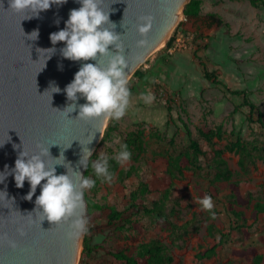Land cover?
Wrapping results in <instances>:
<instances>
[{
    "label": "rangeland",
    "instance_id": "rangeland-1",
    "mask_svg": "<svg viewBox=\"0 0 264 264\" xmlns=\"http://www.w3.org/2000/svg\"><path fill=\"white\" fill-rule=\"evenodd\" d=\"M210 12L221 16L228 25H208L203 16ZM201 14L198 19L183 15L160 51H155L141 65L145 69L151 67L145 79H139L134 75L129 78L127 87L138 85L141 92L136 90L128 97L125 113L120 118V126L117 119H108L106 128L111 124V129L105 135V128L100 142L91 155V157L94 155L96 161L107 159L110 154L116 156L121 150V145L125 144L126 134L142 128L144 132L142 151H134L128 161L120 162V168L129 169L130 174L124 178L115 174L111 181H107L91 172H85L86 177L95 181V186L84 190L87 200L86 232L91 226L105 224L107 222L105 216L111 208H125L127 195L141 181L148 182L153 189L152 193L148 194V199L156 196L154 188L167 169L164 158L185 150L188 141L184 131H181L176 136L175 143H170L169 137L175 128L164 125L163 105L157 103L155 106H146L144 95L149 94L165 102L170 94L174 100V116L177 117L180 107L188 110V115L186 113L183 115L193 131V136L206 152L200 155L203 167L185 170L184 175L176 179L177 185L173 192L174 198L180 202L174 214L175 220L183 223L195 215L198 220L197 227L185 235L184 240L177 241L163 220L135 213L133 218L137 219L140 225L125 228L106 225L103 231L90 232L93 243L102 247L90 255H84L82 243L77 264H120L121 261L111 252L127 249L132 253L136 244L151 239H159L170 248L174 260L169 264H194L196 253L214 243L216 239L217 234L211 233L209 226L212 224L216 228L228 230L233 224V215L228 204L229 179L216 180L220 192L218 197H211L213 201L211 210L202 209L196 201L204 197L198 188H206L211 180H215L214 169L208 167L209 161L214 157V150L225 148L232 139L229 132L234 122L243 121V117L232 113L234 105L241 102V99L209 82L204 77L202 66L194 61L193 51L198 45L203 46L206 43L201 37L209 36V39H212L210 47L202 48L199 55L211 70H217L220 79L231 88H249L251 97L264 111V5L255 6L249 0H202ZM172 35H175L173 45L176 47L171 52L166 45ZM163 53L164 61L160 58ZM175 72H178L180 78L174 87L167 81L156 78L157 73H166L164 75L168 78ZM203 124L211 127L223 124L228 134L223 138L215 137L208 141L198 131V126ZM157 128L162 131L164 136L162 139L154 135ZM244 134L248 138L257 136L264 144V130L258 125L254 124L252 127L246 125ZM223 157L233 171L231 179L239 181L248 200L246 204H236L235 208L244 210L250 217L254 204L264 201V160L256 158L242 167L239 163V153L225 150ZM249 244L264 252V214L252 226L249 234L234 231L229 241L206 262L255 264L249 257H240L234 253L235 249Z\"/></svg>",
    "mask_w": 264,
    "mask_h": 264
},
{
    "label": "water",
    "instance_id": "water-1",
    "mask_svg": "<svg viewBox=\"0 0 264 264\" xmlns=\"http://www.w3.org/2000/svg\"><path fill=\"white\" fill-rule=\"evenodd\" d=\"M189 1L102 0L101 6L109 13L110 20L102 27L112 29L119 39L109 45L106 55L98 54L100 67L106 69L111 57L119 53L127 62L125 75L129 80L150 55L160 51L180 12L185 14ZM80 6L78 0H67L63 5L53 4L39 16L24 19L34 13L16 12L10 8L9 0H0V172L5 171V166L8 170L15 167L19 152L24 150L32 155L39 153L41 148H49L51 155L43 157L46 163L56 164L55 157L64 151V165L67 167L70 162L77 170L82 148L88 147L92 155L100 142L108 123L103 115L78 118V106L68 114L66 109L61 111L73 103L67 100L66 85L74 79L83 63L96 61L66 59L60 52L65 43L52 45L49 38L51 33L65 27L70 10ZM144 17H151L152 26L142 35L138 26L144 22ZM33 30L39 32L36 40L27 37ZM141 40L145 43L140 44ZM116 44L121 48L117 49ZM53 47L56 51L49 59L50 53L37 50ZM50 84L61 91L51 96ZM85 102L80 97L75 103ZM85 154L89 162L91 155L86 151ZM55 167L57 174L67 171L62 165ZM78 170L85 175L82 166ZM72 178L78 185L80 177L73 175ZM29 190L27 180L22 188H17L13 174L0 183V264H77L86 230L75 235L70 225L77 216L82 215L86 220L85 193L82 210L77 208L73 217L54 223L46 218L41 221L42 209L36 208L35 198L41 187L37 186L31 201L24 199Z\"/></svg>",
    "mask_w": 264,
    "mask_h": 264
},
{
    "label": "trees",
    "instance_id": "trees-1",
    "mask_svg": "<svg viewBox=\"0 0 264 264\" xmlns=\"http://www.w3.org/2000/svg\"><path fill=\"white\" fill-rule=\"evenodd\" d=\"M255 6L264 5V0H249ZM201 2L202 0H190L185 8V14L188 17L198 19L201 14ZM205 22L208 25L218 24L219 26L228 25L225 20L216 13L210 12L204 15ZM175 35H172L167 42L166 47L170 48L174 41ZM206 43L203 46L198 45L193 51L194 61H197L203 68L204 77L222 91L231 93L234 96H238L241 102L234 105L232 113L236 116L243 117V121L236 120L232 130L229 132L232 136L230 142L223 149H215L214 157L209 161L208 167L214 169L215 180H211L206 188L199 187L198 191L202 196L218 197L220 189L216 184V180L229 179V210L233 215V224L228 230L216 228L214 225L209 226L211 233L217 234L214 243L209 244L199 250L195 255L194 264H207V260L214 257L219 249L224 246L230 239L232 233L236 230L242 231L245 234L250 233L252 226L258 222L261 215L264 214V201H258L254 204L251 216L248 217L244 210L235 208V205H243L247 203V198L242 192L239 181L231 179L233 171L228 165L226 159L223 157L225 150L235 151L239 153V163L242 167H245L247 163L253 162L256 158L264 160V144L261 140L255 136L248 138L244 134L245 126L252 127L256 124L264 130V111L260 105L251 97V90L246 89H234L231 88L225 81L220 79V75L217 70H211L207 62H205L199 55V51L203 48L210 47L212 39L209 36L201 37ZM207 39L208 42H207ZM160 58L164 61V53L160 55ZM198 59V60H195ZM151 71V67L143 68L140 66L134 72V76L139 79H145ZM128 97L136 92V88L133 86L127 87ZM144 102L146 106H155L157 103H161L165 110V122L167 127L173 126L174 132L169 137L170 143L174 144L176 136L184 131L186 140L188 141V147L185 150H180L178 153L165 157L167 163V169L165 173L158 179L155 186L156 196L148 199V194L152 193V188L146 181H141L139 185L132 189L126 197L125 208L117 209L111 208L106 214L105 218L107 222L105 224H96L87 229V232L83 240V254L90 255L93 251H98L102 246L97 243H93V238L89 235L90 232L103 231L104 226H115L117 228L133 227L140 225V222L133 218L135 213H141L144 216H148L157 220H163L165 226L172 231L174 238L177 241L184 240L185 235L190 231L196 229L197 218L194 215L191 219L179 223L175 220L174 214L177 211V205L180 202L174 198L173 192L176 189V179H179L184 175L185 170H197L203 166L200 161V155L205 154L200 142L193 136V131L184 117L183 113L188 115V110L185 107H180L177 117L174 116V100L171 95L168 94L166 101L161 102L155 97L144 95ZM111 124L108 125L105 131V135L109 133ZM200 135L208 141H212L215 137L223 138L228 134L223 124H218L215 127L208 126L206 124L198 126ZM162 131L158 128L154 132V135L162 139ZM256 132V131H255ZM143 129L138 128L136 130L129 131L125 136V144L128 146V151L131 153L136 151L140 152L143 149L144 138ZM114 155L107 156L108 169L113 175L118 174L120 177H126L130 174L129 169L120 168V162L114 158ZM94 155L91 157L88 163L86 173H93L92 163L95 162ZM252 220V221H250ZM234 253L240 257H249L255 264L264 263V252L260 251L255 245H244L234 250ZM111 254L118 260L120 264H169L174 260L170 248L159 239H151L148 241H142L135 245L134 251L129 253L127 249H119L111 252Z\"/></svg>",
    "mask_w": 264,
    "mask_h": 264
},
{
    "label": "clouds",
    "instance_id": "clouds-1",
    "mask_svg": "<svg viewBox=\"0 0 264 264\" xmlns=\"http://www.w3.org/2000/svg\"><path fill=\"white\" fill-rule=\"evenodd\" d=\"M67 0H9L10 8L16 12H30L34 15H26L24 19H31L39 16V13L51 8L53 4L63 5ZM79 8H73L69 12V17L65 21V27L59 31L50 34L52 45L57 42H64L65 46L60 49L61 55L72 61H89L94 60L96 63H83L79 70L74 74V79L66 85L64 92L69 103L66 109L67 114L79 107L78 118L89 119L103 115L106 119H119L125 113L128 103V80L125 75L127 62L123 55L117 53L112 56L108 62L107 68L100 67L99 56L106 55L109 51V45H113L119 35L112 29L102 27L110 22L109 13H106L102 6V0H78ZM143 23L138 26L140 34L145 35L152 26L151 17H144ZM58 23V21H57ZM38 30H33L27 34L31 40L38 39ZM140 44L145 41L141 40ZM120 49L121 45L116 44ZM50 53L47 59L55 53L56 49H37ZM46 59V60H47ZM45 60V64H46ZM51 96L53 93L60 92L61 89L50 84ZM48 88V89H49ZM47 89V90H48ZM45 90V92L47 91ZM44 92V93H45ZM43 93V94H44ZM80 97L85 99L84 104L77 105L75 102ZM93 139V138H92ZM92 139L88 142L91 143ZM71 146V145H70ZM69 146V147H70ZM14 148L15 145H13ZM87 155L92 151L87 147L82 148V156L78 161V166L85 170L88 167ZM51 155L49 148H41L37 154L29 155L24 150L19 152L15 160V167L0 172V183L4 182L9 174L14 175L15 185L17 188L24 186L25 180L29 182L30 190L24 199L31 201L36 193L37 186L41 187L40 194L35 198L36 208H39L42 214V220L45 218L54 223L61 220H67L75 215L77 208H84L83 193L85 189L95 186V181L86 177L77 168L74 170L70 162L65 166L62 161H66L64 151L55 157L56 164L46 163L45 156ZM131 152L128 151L126 144L121 145V150L114 157L118 162H126L130 159ZM56 165H62L66 168L65 174L56 173ZM92 168L97 177H103L107 181L112 180V174L108 169L106 158L98 159L92 163ZM70 172L72 175H70ZM73 175L79 176V184L73 182ZM44 181L42 184L41 182ZM5 197L7 195L4 192ZM202 209L211 210L213 201L211 196H204L196 201ZM87 221L83 216H77L72 220L70 227L74 230L75 235H80L86 230Z\"/></svg>",
    "mask_w": 264,
    "mask_h": 264
},
{
    "label": "crops",
    "instance_id": "crops-1",
    "mask_svg": "<svg viewBox=\"0 0 264 264\" xmlns=\"http://www.w3.org/2000/svg\"><path fill=\"white\" fill-rule=\"evenodd\" d=\"M203 17H204V16H203ZM164 74H166V73H157V74H156V78H157L158 80H163V81H165V82L167 81V83H169L171 86L173 85V87L176 86V83H178L179 78H180L178 72L172 73L171 76L168 77V78H167V76H165ZM134 87H135V86H134ZM135 88H136V90L139 91V87H138V85H136ZM139 92H141V91H139ZM145 95L151 97V95H149V94H145ZM117 121H118V124H119V126H120V118L117 119Z\"/></svg>",
    "mask_w": 264,
    "mask_h": 264
},
{
    "label": "bare ground",
    "instance_id": "bare-ground-1",
    "mask_svg": "<svg viewBox=\"0 0 264 264\" xmlns=\"http://www.w3.org/2000/svg\"><path fill=\"white\" fill-rule=\"evenodd\" d=\"M182 17H183V13L180 12L179 17H178V20L176 21V24L178 23V21H179ZM176 24H175V25H176ZM175 25H174V27H175ZM81 248H82V243L80 244L79 252L81 251Z\"/></svg>",
    "mask_w": 264,
    "mask_h": 264
},
{
    "label": "built area",
    "instance_id": "built-area-1",
    "mask_svg": "<svg viewBox=\"0 0 264 264\" xmlns=\"http://www.w3.org/2000/svg\"><path fill=\"white\" fill-rule=\"evenodd\" d=\"M173 44H174V43H173ZM175 47H176V46L172 45V46L169 48V50L172 52L173 49H174Z\"/></svg>",
    "mask_w": 264,
    "mask_h": 264
}]
</instances>
